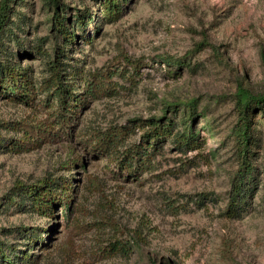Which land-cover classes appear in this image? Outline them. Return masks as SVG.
I'll list each match as a JSON object with an SVG mask.
<instances>
[{
    "label": "rangeland",
    "instance_id": "rangeland-1",
    "mask_svg": "<svg viewBox=\"0 0 264 264\" xmlns=\"http://www.w3.org/2000/svg\"><path fill=\"white\" fill-rule=\"evenodd\" d=\"M60 2L76 33L71 44L56 34L55 6L46 0L9 3L6 26L18 38L8 29L3 42L14 60L30 65L37 88L57 60L81 94L95 76L109 80V71L116 89L88 97L71 134L28 149H21L30 137L24 124L58 129L57 101L40 90L30 104L0 96L5 257L30 253L19 264H264V101L252 100L264 96V0H122L114 22L102 18L100 0ZM78 15L86 25L74 24ZM153 117L175 121L174 133L192 131L198 146L182 149L168 136L131 174L96 147L98 133L129 128L123 155L141 141L136 125ZM246 121L253 169L232 217L234 184L247 168ZM51 179L73 185L71 208L61 203L43 216L16 194L20 183ZM116 241L131 244L129 252H113Z\"/></svg>",
    "mask_w": 264,
    "mask_h": 264
},
{
    "label": "trees",
    "instance_id": "trees-1",
    "mask_svg": "<svg viewBox=\"0 0 264 264\" xmlns=\"http://www.w3.org/2000/svg\"><path fill=\"white\" fill-rule=\"evenodd\" d=\"M16 0H3L1 2L0 11V96L3 94H8L5 98H10L16 102H24L30 104L34 99L35 94L40 90L41 92H46L52 94V98L57 101V106L55 107V118L56 123L60 125L58 129H51L49 125L45 122L39 121L37 124L30 125L28 123L24 124L23 129L25 132L29 133V138L22 140L21 149L32 148L36 145L35 140L39 139H53L59 133L62 137H65L66 133L71 134L70 129L73 128L74 120L78 118L79 107L83 104H87L88 97L97 98L101 95H108L113 93L116 87L111 83L110 78L114 72L109 71L106 81L104 79H97L96 76L92 82L88 83V87H85L86 93L81 94L76 90V84L73 85L69 83V78H66L65 73L62 72V68L56 63L57 60L50 61L51 75L50 77L41 83L37 88L34 83L31 73L29 70L32 68L30 65L22 66L20 62L14 60L15 53L7 48V45L3 42V36L7 33L10 28L7 24V19L11 14L10 2H15ZM48 5L55 6V12L53 18V28L56 34L61 36L65 44H71L76 39L75 31L67 24L69 17L62 14L65 9L62 7L60 0H46ZM102 18L107 22H114L119 19L123 10L122 0H100ZM85 16L80 15L75 17L74 24L80 26L84 23ZM86 25V23H84ZM11 33V39L18 38L17 33ZM19 42V41H17ZM20 43V42H19ZM42 47L38 46L37 50H41ZM45 51L44 49H42ZM45 54L48 52L45 51ZM168 60H170L168 58ZM180 63L181 61H176ZM70 73V72H69ZM75 79V77H73ZM2 95V96H3ZM258 104L264 101V96L258 98H252ZM248 102L246 105H250ZM246 119V118H245ZM139 126L144 132L142 134L141 141L135 143L133 146L128 148L123 155L119 152V145L123 142L131 130L129 128H111L105 133H98L96 139V147L99 148L101 153H110V161L114 162L119 171L127 172L131 174L135 172L136 166L147 165L149 156L152 150L157 149L158 145L166 137L173 136L179 146L183 149L196 148L199 144L198 138L191 131L187 132H175L177 123L172 119H162V118H150L146 121H141ZM249 126L248 121L244 124L243 129V140L244 144L243 154H244V164L245 174L239 180L235 181L234 192L231 196V201L229 203L227 213L236 217L241 211V202L246 198V191L248 189L243 188L247 184L248 180L245 178L246 174L253 169L252 163L247 161V153L250 151V135L247 134V128ZM32 138H35L32 140ZM2 138L0 137V145L2 144ZM18 143V142H17ZM26 146V147H25ZM19 148V147H16ZM20 149V150H21ZM16 194L21 197L24 201L30 203L32 209L37 211L43 216H54L57 205L64 204L66 207L71 208L72 190L73 185L70 184L68 180L58 182L56 179H51L50 181L44 180L35 184H24L20 183L17 186ZM68 226V223H66ZM137 238H133L132 242H137ZM131 244L123 245L117 241L112 248L115 253L127 254ZM23 256L18 255V257L13 260L11 257H5L3 247L0 245V258H5L8 264H19L29 260L31 256L30 253L23 251ZM4 254V255H3ZM25 254V255H24ZM11 259L14 261H11ZM18 261V262H17Z\"/></svg>",
    "mask_w": 264,
    "mask_h": 264
}]
</instances>
